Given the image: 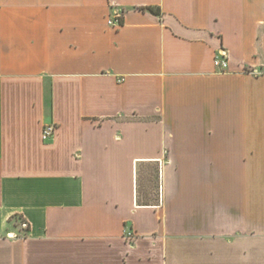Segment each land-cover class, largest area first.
<instances>
[{
	"label": "crops",
	"instance_id": "obj_1",
	"mask_svg": "<svg viewBox=\"0 0 264 264\" xmlns=\"http://www.w3.org/2000/svg\"><path fill=\"white\" fill-rule=\"evenodd\" d=\"M0 264H264V0H0Z\"/></svg>",
	"mask_w": 264,
	"mask_h": 264
},
{
	"label": "built area",
	"instance_id": "obj_2",
	"mask_svg": "<svg viewBox=\"0 0 264 264\" xmlns=\"http://www.w3.org/2000/svg\"><path fill=\"white\" fill-rule=\"evenodd\" d=\"M121 19H122V15L120 14H116L115 16L111 17L108 24L112 27H119L121 26L122 22H121ZM228 58H227V54L225 51H222V54L221 56L219 57H216L215 58V65L217 67H219L221 69L222 72H225L228 70ZM55 125L53 124H49L47 125L44 130H43V133H42V138L44 141H49L50 139L53 138L54 136V133H55ZM125 238L127 240H133L134 239V235L130 232H127L125 234Z\"/></svg>",
	"mask_w": 264,
	"mask_h": 264
},
{
	"label": "trees",
	"instance_id": "obj_3",
	"mask_svg": "<svg viewBox=\"0 0 264 264\" xmlns=\"http://www.w3.org/2000/svg\"><path fill=\"white\" fill-rule=\"evenodd\" d=\"M142 10H147V11H150V12H152V13H156V14H158V10H156V9H154V8H145V9H142Z\"/></svg>",
	"mask_w": 264,
	"mask_h": 264
},
{
	"label": "rangeland",
	"instance_id": "obj_4",
	"mask_svg": "<svg viewBox=\"0 0 264 264\" xmlns=\"http://www.w3.org/2000/svg\"><path fill=\"white\" fill-rule=\"evenodd\" d=\"M152 174H155L154 172H152ZM148 177H149V174H148ZM148 188V191H149V187H147ZM152 192L153 193H156L157 192V190L154 188V189H152ZM158 192H159V189H158Z\"/></svg>",
	"mask_w": 264,
	"mask_h": 264
}]
</instances>
